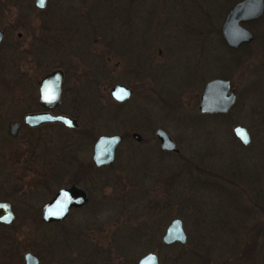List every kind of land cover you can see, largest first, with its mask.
I'll return each mask as SVG.
<instances>
[{
  "label": "rangeland",
  "instance_id": "374dc122",
  "mask_svg": "<svg viewBox=\"0 0 264 264\" xmlns=\"http://www.w3.org/2000/svg\"><path fill=\"white\" fill-rule=\"evenodd\" d=\"M238 1L47 0L33 18V32H24L15 52L0 64V112H5L7 128L33 109L35 81L60 68L61 102L54 113L75 116L78 130L52 124L48 135L38 130L42 133L31 141L22 128L15 136L1 133L0 199L16 210L13 222L0 227L5 239L0 264H18L8 257L14 243L18 257L32 247L37 233L46 232L35 227L39 207L76 175L74 166L90 158L91 138L128 129L141 140L128 139L117 148L109 173L113 180L92 190L90 200H102V211L108 201L116 202L119 208L107 212L106 223L123 218L134 226L148 214L131 216L132 200L146 208L165 201L161 211L168 219L181 218L187 237L183 245L170 246H159L156 236L149 245L126 240L125 252L134 254L119 259L133 256L135 261L154 251L159 264H264V9L258 18L241 23L252 40L229 51L220 26ZM6 8V14L19 11L13 4ZM1 46L10 47L6 41ZM214 78L230 81L235 100L222 117H202L196 111L198 95ZM146 79L147 92L142 86ZM115 82L131 85L132 94L119 107L121 113L110 118L108 91ZM235 125L246 128V145L233 137ZM157 127L179 149L180 156L167 157L170 166L164 153L162 161L152 156ZM128 153H139L148 168L165 165H156L163 171L159 181L151 184L145 178L143 189L132 186L128 175L139 176L130 172L137 162ZM109 174H102V182ZM69 216L78 218L76 212ZM70 259H78L75 251Z\"/></svg>",
  "mask_w": 264,
  "mask_h": 264
},
{
  "label": "flooded vegetation",
  "instance_id": "af4514ba",
  "mask_svg": "<svg viewBox=\"0 0 264 264\" xmlns=\"http://www.w3.org/2000/svg\"><path fill=\"white\" fill-rule=\"evenodd\" d=\"M34 1L35 0H0V59L2 58V60L0 61L2 63L0 64L4 65V62H5L4 57L7 56V54H13L15 52L13 51V49H15L16 47L15 45L16 40H20L23 37L24 32H28V31L33 32L32 31L34 28V26L32 25V21L34 20L33 18L36 16V13L38 11L44 10L47 5V0H45L44 7L39 9L35 6ZM82 1L84 3V0ZM9 4H13L17 6L19 11L16 10L14 14L13 13L6 14V9H7L6 7ZM263 9H264V6H263ZM4 41H6L8 46H10L9 48H7L8 51L4 50L3 46H1ZM11 57L12 56L10 55V59H9L10 61H11ZM62 73H63V76H62V80L60 83V102H61V84L64 78L63 70H62ZM41 77L35 81L36 96H35V99H33V102H34L33 109H30L28 112L21 115L18 120H14L10 122L7 128L5 127L6 126L5 112H2V111L0 112V119L2 120V121L0 120L1 121L0 135L2 133L4 138L6 134H8L9 136H15L17 133V130L19 128L20 129L22 128L26 132L28 139L31 141L32 139L33 140L36 139L38 137V132L42 133L41 131L43 130H46V134L48 135V129L52 128L51 127L52 124L63 126L62 124L58 122H53V121H43L35 125H29L24 121V116L27 114H39V113H45V112H48L52 115L61 114V115H65L69 117L70 119L73 120L76 126L74 128H68V127L66 128L78 130L77 124L75 122V116H72L69 113L64 114L63 112L54 113L55 109L58 108L60 102L58 105L50 109L41 107L39 105L38 85H39V80L41 79ZM224 80L228 81L229 89L234 88V87H231L230 81L228 79L225 78ZM206 82L203 84L202 90ZM115 83H119V82H115ZM124 85L130 89V96H131L132 94L131 85H126V84ZM142 86L144 88V91L148 90V79L142 81ZM202 90L200 91L198 95L196 111L200 116L205 117L213 113H200L198 110L199 96ZM233 91L235 94L234 89ZM108 94H109V91H108ZM130 96L126 100L121 101V102L115 101L109 96L110 101L112 103V107H111V110L108 111L107 115L110 118H114L118 114H120L121 110H118L119 107L123 105L130 98ZM13 124H15V126L12 129ZM38 130H41V131H38ZM157 130H162L169 137L171 142L175 145L177 151L164 150L160 147L159 141L156 137ZM82 133H84L86 136L90 135V134H86V132H82ZM111 134L120 135V141L116 144V146L113 149L112 161L108 164L100 163L99 165H96L93 161V158H92L94 154L93 144H94L96 137L99 135H102V134H99L95 136L94 138H91L92 139V151H91L90 158L87 159L84 163H81L80 165H78L81 167L77 168V165L74 166V168H76L77 170L76 171L74 170L72 175L74 174L76 175L72 176V178H70V180L66 182V185L60 186L57 188V189L62 188V187L66 188L71 185H77L79 187L85 188L87 192V199L84 201V203L79 206H70L66 215L59 220H48V221L46 220L45 221L41 217V207L44 204V202L52 198V196L54 195L56 191L51 192L50 197L46 201H44L39 207V217L35 218V221H36L35 227L38 229L43 228V230H46V232L37 233V238H35L31 244L32 247L30 249L24 248L21 255L18 257L16 255L19 254V252L18 250L15 249V246H16V242H15L13 246L14 248L12 249V251H10V255H8L10 259L15 258L14 262L18 261V264H25L24 254L26 252H29L36 258V264H76V263L78 264H136L137 261L144 255H146L147 253H153L156 257L157 264H159L157 254L154 251L144 252L135 261H133V256L129 259L125 258L126 260L119 259V258H122V256H124L125 254H131V253L134 254L133 251L131 250H129L128 252H125L127 250H124L123 242H126V240H129V241L133 240L134 242H138V241L145 242L146 241V243L147 242L149 243V241L155 239V236H156L158 237V240H159L158 241L159 246H170V245H175V244H182V243L175 242V241L170 242V243H165L162 241V237L164 236L165 230L168 224L170 223V221L174 218H179L177 216H171L168 219L166 216V211L165 212L161 211L165 209V205H164L165 201H157L156 204L154 203L152 207L146 208L147 206H144V207L142 206L143 203H141V201L132 200L130 204H133L132 206H134L135 204V207L133 208L134 210L131 216L142 215L143 213L148 214L146 217H142L141 223H138L137 226H134V225H130V223H132L131 221H128L127 224H124L122 222L123 218H121L122 219L121 221H118V219L115 218L111 220L109 223H106V221L110 219V216L107 215V212L109 210H115L116 207H118L116 202H111L107 200L110 203V206L108 209L102 211L101 208H99L102 200H98V201L90 200V193L92 192V190L93 191L101 190V188L105 185V183L109 184L110 181L113 180L112 179L113 175L109 173H112L110 172L111 171L110 167L112 166L115 160L117 148L124 141H127L128 139H132L136 143L141 140V136L138 132L131 131L129 129L123 130L119 133H111ZM134 134H138L139 136L138 139L134 137ZM107 135H110V134H107ZM153 137L156 142L155 146L157 148V150L154 148L157 152L153 151L154 154L152 153V156H156L154 158L155 160L158 159L162 161L169 156L171 157L180 156V152H179L177 145L172 140V138L167 134V132L163 130V128L161 127L155 128L153 131ZM48 152H49V149L46 148V153ZM41 153L43 155V152ZM163 153L165 154V158H161L162 156H164ZM135 154H138L136 158L134 157ZM128 155H130V157H133L134 161L137 162L136 164L137 166L132 168L133 171H130V172L134 174L135 176L137 174L139 178L136 179L137 178L136 177L135 179H132V177L128 175L130 184L134 186L135 188L137 186H141L143 189L146 179L148 182L151 180L150 181L151 184L158 182L160 179V175L163 174V171H161L159 167H156V165H160L162 168H164L166 167L165 165L170 166L172 163V160H170V158H167L168 160L164 161L165 162L164 166L162 165L161 162H159L160 164L152 165L154 168H148L149 162L146 160H143V158L140 159L141 155H139V153H131V154L128 153ZM177 163L178 161H175L173 164L175 165ZM179 163L177 164V166H179ZM142 165L144 166L143 169H141ZM103 173L109 174V176L107 177L108 180L105 179L104 182H102ZM140 192L144 193L145 191H140ZM134 196L135 195H133L132 198ZM137 205H140L141 207L140 212L136 211ZM72 212H76L78 214L77 219H76V216H72V217L69 216L70 213ZM103 214L107 215V217L104 219L102 218ZM179 219L181 220V228L184 233L185 241H186L187 233L184 230L182 219L181 218ZM11 223L9 224L0 223V227L6 228ZM147 229L152 233L147 232ZM118 238L120 239L118 240ZM4 240L5 239L0 235V249L2 250L3 248V250L1 251L2 258H4V255H5L4 245H3ZM148 243L147 245H149ZM119 245L121 248L119 247ZM42 248H45L44 258L40 254V251L43 252ZM74 251L76 252V255L78 256V259L76 261H72L70 259L71 254ZM2 264H11V263L3 262Z\"/></svg>",
  "mask_w": 264,
  "mask_h": 264
},
{
  "label": "water",
  "instance_id": "95a60500",
  "mask_svg": "<svg viewBox=\"0 0 264 264\" xmlns=\"http://www.w3.org/2000/svg\"><path fill=\"white\" fill-rule=\"evenodd\" d=\"M35 6L39 9L45 5V0H35ZM264 0H240L234 3L226 12L220 26L221 36L227 46L238 48L239 45L249 43L253 36L248 29L241 25L242 22L258 18L263 12ZM62 70L54 68L45 73L39 80L38 103L41 107L50 109L60 102V83ZM109 96L118 102L126 100L130 96V89L122 83H114L109 89ZM235 100L233 89H229L228 81L214 78L206 82L199 96L198 110L200 113H226ZM24 121L29 125H35L43 121H53L68 128L76 125L72 119L65 115H52L48 112L39 114H27ZM15 124L12 125V129ZM233 137L242 145L249 142V134L242 125H235L231 129ZM138 139V134H134ZM156 137L160 147L164 150L177 151L169 137L162 131H156ZM120 141L118 134H102L96 137L93 144V161L96 165L108 164L113 159V149ZM87 199L86 189L77 185L62 187L56 190L51 199L44 202L41 207L43 220H59L63 218L70 206H79ZM14 218V213L7 200H0V223L9 224ZM162 241L185 242V236L181 228V220L174 218L168 224ZM25 264H36V258L29 252L24 254ZM136 264H157L153 253H147Z\"/></svg>",
  "mask_w": 264,
  "mask_h": 264
},
{
  "label": "trees",
  "instance_id": "16d2710c",
  "mask_svg": "<svg viewBox=\"0 0 264 264\" xmlns=\"http://www.w3.org/2000/svg\"><path fill=\"white\" fill-rule=\"evenodd\" d=\"M227 48H228V50L229 51H234V49L235 48H231V47H229V46H227ZM236 61V60H235ZM212 117H215V116H217V117H222L223 115H224V113H213V114H210ZM86 134H88V133H86ZM1 196V195H0ZM12 208H13V210H16V207H15V205H12Z\"/></svg>",
  "mask_w": 264,
  "mask_h": 264
}]
</instances>
